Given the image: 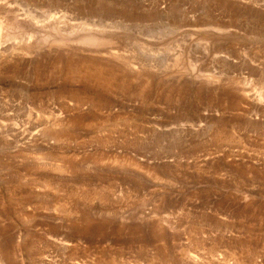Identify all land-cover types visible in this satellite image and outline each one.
Segmentation results:
<instances>
[{
    "label": "rangeland",
    "instance_id": "374dc122",
    "mask_svg": "<svg viewBox=\"0 0 264 264\" xmlns=\"http://www.w3.org/2000/svg\"><path fill=\"white\" fill-rule=\"evenodd\" d=\"M0 264H264V0H0Z\"/></svg>",
    "mask_w": 264,
    "mask_h": 264
}]
</instances>
